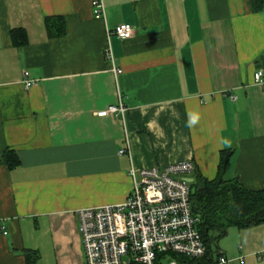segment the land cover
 Masks as SVG:
<instances>
[{
    "label": "crops",
    "instance_id": "0c3cea01",
    "mask_svg": "<svg viewBox=\"0 0 264 264\" xmlns=\"http://www.w3.org/2000/svg\"><path fill=\"white\" fill-rule=\"evenodd\" d=\"M104 1L105 20L95 0H0V264H86L77 212L125 202L133 167L215 179L230 149L225 177L264 187V0ZM120 102L125 116H98ZM220 253L264 264V223L231 226Z\"/></svg>",
    "mask_w": 264,
    "mask_h": 264
},
{
    "label": "built area",
    "instance_id": "2783aa9c",
    "mask_svg": "<svg viewBox=\"0 0 264 264\" xmlns=\"http://www.w3.org/2000/svg\"><path fill=\"white\" fill-rule=\"evenodd\" d=\"M94 15L106 19L104 0H95ZM114 32L119 38L128 39L134 28L121 24ZM105 54L114 63L111 43ZM24 77L25 87H32L34 80L30 79L28 71L24 72ZM254 79L256 85L264 88V70L258 69ZM227 94L237 100L236 95ZM127 111L128 107L120 102L98 112V116L112 113L125 116ZM128 148L119 153H129ZM194 169L192 162L166 168L133 167L130 171L133 188L125 202L78 210L86 264H131V261L140 264H236L233 258L222 253L210 259L208 246L199 230L201 218L192 209L191 182L186 179ZM174 256L184 257L186 261ZM125 257L128 260L125 261Z\"/></svg>",
    "mask_w": 264,
    "mask_h": 264
},
{
    "label": "trees",
    "instance_id": "16d2710c",
    "mask_svg": "<svg viewBox=\"0 0 264 264\" xmlns=\"http://www.w3.org/2000/svg\"><path fill=\"white\" fill-rule=\"evenodd\" d=\"M58 25L62 30L61 34H65V22L62 17L47 19L51 35L54 26ZM14 33L21 34L22 30ZM232 156V150H223L217 177L207 179L197 175L191 183L192 209L201 218L199 230L208 246L209 256L213 255L218 240L227 235L231 226L250 227L264 223V187L251 190L243 186L238 179H227L225 174ZM2 161L11 168L18 165L17 152L7 149ZM31 255L27 253L28 264H36V254ZM176 258L186 261L184 257ZM131 264L140 263L131 261Z\"/></svg>",
    "mask_w": 264,
    "mask_h": 264
},
{
    "label": "clouds",
    "instance_id": "9594fccd",
    "mask_svg": "<svg viewBox=\"0 0 264 264\" xmlns=\"http://www.w3.org/2000/svg\"><path fill=\"white\" fill-rule=\"evenodd\" d=\"M198 119H199V117L197 115H192L190 118V123L195 124Z\"/></svg>",
    "mask_w": 264,
    "mask_h": 264
},
{
    "label": "water",
    "instance_id": "95a60500",
    "mask_svg": "<svg viewBox=\"0 0 264 264\" xmlns=\"http://www.w3.org/2000/svg\"><path fill=\"white\" fill-rule=\"evenodd\" d=\"M186 179H187L189 182H191V183L194 181V178H189V177H187Z\"/></svg>",
    "mask_w": 264,
    "mask_h": 264
},
{
    "label": "rangeland",
    "instance_id": "374dc122",
    "mask_svg": "<svg viewBox=\"0 0 264 264\" xmlns=\"http://www.w3.org/2000/svg\"><path fill=\"white\" fill-rule=\"evenodd\" d=\"M124 260H125V261L128 260V257H125Z\"/></svg>",
    "mask_w": 264,
    "mask_h": 264
}]
</instances>
